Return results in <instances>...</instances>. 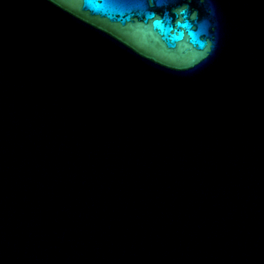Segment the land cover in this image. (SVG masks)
<instances>
[{
	"label": "water",
	"instance_id": "1",
	"mask_svg": "<svg viewBox=\"0 0 264 264\" xmlns=\"http://www.w3.org/2000/svg\"><path fill=\"white\" fill-rule=\"evenodd\" d=\"M0 264H264V0H0Z\"/></svg>",
	"mask_w": 264,
	"mask_h": 264
}]
</instances>
